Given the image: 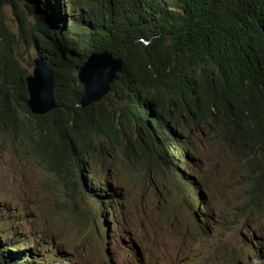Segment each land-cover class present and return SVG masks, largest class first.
I'll list each match as a JSON object with an SVG mask.
<instances>
[{"label": "trees", "instance_id": "obj_1", "mask_svg": "<svg viewBox=\"0 0 264 264\" xmlns=\"http://www.w3.org/2000/svg\"><path fill=\"white\" fill-rule=\"evenodd\" d=\"M7 2L34 22L16 9V35L0 19V132L55 178L82 227L84 218L90 229L123 218L112 168L173 172L191 162L200 171L206 141L239 174L243 218L264 213V0H58L54 23L51 0ZM21 44L34 46L53 74L56 107L44 116L27 108ZM104 51L124 71L104 103L82 108L78 70ZM8 227L0 264H36L26 233L34 230Z\"/></svg>", "mask_w": 264, "mask_h": 264}, {"label": "rangeland", "instance_id": "obj_2", "mask_svg": "<svg viewBox=\"0 0 264 264\" xmlns=\"http://www.w3.org/2000/svg\"><path fill=\"white\" fill-rule=\"evenodd\" d=\"M0 3L3 7L0 19L14 33L18 32L16 9L22 19L26 17L32 22L33 18H28L24 7L22 10L20 6L16 8L15 2L7 0H0ZM70 15L72 18L78 16L77 13ZM51 16L52 12L47 17L54 23ZM19 54L24 56L23 66L36 57L34 49L28 51L24 46L20 47ZM27 69L29 73L33 70L32 66ZM1 143L0 230L7 231L11 221H15L23 229L37 232L31 242L36 241L39 249H32L31 253L40 259H49L45 251L64 250L78 243L82 249L75 260H84L82 240L85 235L76 236L79 221L69 212L63 199L56 196L52 185L44 187L51 177L26 158L22 144L9 148ZM198 158L202 164L200 171L197 165V172L207 179L200 201L206 207V214L197 204L195 208L204 218H209L208 221L196 219L197 212L190 208H194L193 199H183L178 188L179 179L169 180L162 174L137 175L135 170H130L114 176L126 194L122 227L145 250L148 264H264V213L243 218L245 213L239 206L243 204L244 189L237 183L239 174L234 173L230 161L221 158L211 141L205 142ZM222 160L226 165L219 163ZM228 178L231 182L227 183ZM49 231L57 238L50 236ZM8 235L5 233L0 238ZM247 243L251 250L260 248L257 254L246 253L241 258V249Z\"/></svg>", "mask_w": 264, "mask_h": 264}, {"label": "clouds", "instance_id": "obj_3", "mask_svg": "<svg viewBox=\"0 0 264 264\" xmlns=\"http://www.w3.org/2000/svg\"><path fill=\"white\" fill-rule=\"evenodd\" d=\"M57 1L58 0H51L52 14L53 15H57L58 12H61L60 8L57 5ZM2 11H3V7H2V5H0V14ZM33 22H34V19L30 23H33ZM4 23H5V21H4ZM17 24H18V22H17ZM5 25L7 26L6 23H5ZM8 29L12 33H14L10 28H8ZM14 34L17 35L18 32L14 33ZM145 43L147 44V42H145ZM21 46H24L25 49L28 51L31 49H34L35 53H36V57L33 59V62L32 63H31V61L28 62L27 66H23L24 64H23L22 60L24 59V56L19 54V49ZM16 53H17V57L20 61V65L23 68H27V67H31V66L33 68L34 67V60L38 57L43 58L46 61V63L48 64L47 59L43 55L38 54L34 46L28 47L25 44H21L18 47ZM101 53H103V52H101ZM113 57L119 58V57H115L114 55H113ZM122 62H123V60H122ZM48 66H49V64H48ZM49 68H50V66H49ZM80 68H79V70H80ZM50 70H51V68H50ZM79 70H78V74H79ZM32 71H31V73H28L26 75V77L29 74H32ZM123 71H124V62H123ZM123 71L121 73H117V79L111 84V90H110L109 94L104 96V98L101 102H99V103L94 102V103H96V104L104 103L106 101V99L109 96H111L112 86L116 81H118L119 76L123 73ZM78 74H77V78H78ZM52 76H53V74H52ZM78 81H79V79H78ZM25 82H26V80H25ZM26 87H27V85H26ZM53 87H54V85H53ZM83 92H84V88H83ZM28 97H29V95H28ZM27 101H28V99H27ZM79 106H80V103H79ZM82 108H85V107H82ZM0 141L2 142L1 143L2 146H7L9 148L14 146V142H11L9 137H4V135L1 132H0ZM34 166L36 167V165H34ZM144 166H145V164H144ZM130 170H135L137 175H145V176L151 177V175H153V174H159V175L162 174V175H165L167 177V179H169V180L179 179L180 183L178 185V188L181 191L183 199L186 201H188L189 199H193L194 208H192V207H190V208L192 209V211L197 212L195 214L196 219L199 222H205V221L209 220V218L208 219L204 218L201 215V213L199 212V210L197 208H195L196 204L198 206H204V203L200 202V201L203 199L202 198L203 197L202 192L204 189V185L207 181V179H204L203 177H201L199 175V173L197 172V164L196 163H195V165L191 162H189L188 165H185V163H183V164H181L180 170L177 169L173 172H168L164 168L158 169L157 171H153V170H148L147 167L141 168V166L137 165V164H136V166H130V165L125 163V164H119V165L115 166L114 168H112V171H110L109 174L112 175V177L114 178V176L117 175L118 172H128L129 173ZM39 171H41V170H39ZM41 172H43V171H41ZM188 172H192L195 174L194 175L195 180H193L194 184L192 182H189L190 178L185 176V175H189ZM43 173H45L47 177H51L49 182L44 184L45 189H47L49 185H52L55 188L54 192L56 193V196L61 197L64 201V196H62L63 190L60 188V186L57 183V181L55 180V178L47 172H43ZM104 173H99V174L103 175ZM172 174H176V176H172ZM114 182H116V184L118 186H120L118 184V182L115 180V178H114ZM193 187H195V190ZM77 195L80 197L81 193L78 192ZM125 195H124V201H123L122 205L120 206V210H121L122 214H123V207H124V202H125ZM186 197H187V199H185ZM88 205H89L88 199L84 198L83 204H81V208L86 213L88 212L87 211ZM205 209H206V207H205ZM121 220L118 222V224L116 226L102 225L99 227H92L91 229H90L89 225L87 224V221L85 218H84V222L86 225L85 227H82L80 225V221L78 220L79 221V229H78V234L76 236L81 237V236L85 235L83 240L81 239L83 241V244H85V246H84L85 254H86L85 259L82 260L81 262L75 260V257L77 256V254L79 252H81V249H82V246H79V244L76 243L75 245L70 246L64 250L61 248H55L52 251H45L44 253H45L46 257L49 259H44L43 264H49V263L50 264L51 263H54V264H148L147 258H144L145 250H142L137 245L136 241L130 237L127 230L122 227ZM111 227H114V228H111ZM116 230H118L120 232V234ZM26 231H28V230H26ZM26 233L29 234L31 239L35 238L36 235H38L37 232H33L30 234V232L28 231ZM49 233H50V236H52L53 238H57L54 235V233L52 234L50 231H49ZM93 238H97V239L92 240ZM31 239L29 240L31 247L29 248L28 252L31 251L32 249H39L37 242L36 241L31 242ZM259 248L260 247H257V249L251 250L249 248V244L247 243L246 246L244 247V249H241L240 257L243 258L246 253L257 254ZM53 256L54 257L56 256L58 258V260H56V258H54ZM35 262H36V264L41 263L40 258L39 257L36 258Z\"/></svg>", "mask_w": 264, "mask_h": 264}, {"label": "water", "instance_id": "obj_4", "mask_svg": "<svg viewBox=\"0 0 264 264\" xmlns=\"http://www.w3.org/2000/svg\"><path fill=\"white\" fill-rule=\"evenodd\" d=\"M123 71L120 58L105 51L91 54L80 68L78 79L84 92L80 101L81 107L94 102H101L111 90V84L117 79V73ZM28 101L27 107L31 114L43 116L56 107L52 72L46 61L38 57L34 60L32 74L26 78Z\"/></svg>", "mask_w": 264, "mask_h": 264}, {"label": "bare ground", "instance_id": "obj_5", "mask_svg": "<svg viewBox=\"0 0 264 264\" xmlns=\"http://www.w3.org/2000/svg\"><path fill=\"white\" fill-rule=\"evenodd\" d=\"M199 209H200L203 213L206 212V211H205V208H203V206H200ZM205 214H206V213H205ZM205 216H207V215H205Z\"/></svg>", "mask_w": 264, "mask_h": 264}]
</instances>
